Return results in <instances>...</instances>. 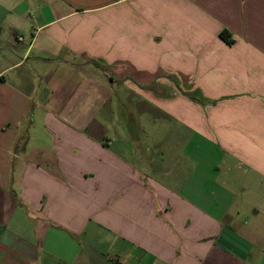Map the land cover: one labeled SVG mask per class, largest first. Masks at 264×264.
Returning a JSON list of instances; mask_svg holds the SVG:
<instances>
[{
    "label": "crops",
    "instance_id": "crops-1",
    "mask_svg": "<svg viewBox=\"0 0 264 264\" xmlns=\"http://www.w3.org/2000/svg\"><path fill=\"white\" fill-rule=\"evenodd\" d=\"M0 264H264V0H0Z\"/></svg>",
    "mask_w": 264,
    "mask_h": 264
},
{
    "label": "rangeland",
    "instance_id": "rangeland-1",
    "mask_svg": "<svg viewBox=\"0 0 264 264\" xmlns=\"http://www.w3.org/2000/svg\"><path fill=\"white\" fill-rule=\"evenodd\" d=\"M185 37H170L167 36V39L163 42V44H161L160 46H155L153 47V45H151V54L148 55V63L150 64V68L152 67V61L154 60V58L156 57V63H160L162 68L158 71L161 76L163 77V79H160L158 82L159 83H163L165 84L163 86L164 89V95L167 96L168 99H173L174 97L172 96L171 92H170V88L167 87V82L168 83H178V80L174 77V73H176V71H178V68L174 67L177 65V63H179V58L180 55L177 54V51H180L181 49V44L180 41H182ZM185 46V45H183ZM183 52V50H182ZM184 53V52H183ZM146 57H144V60L146 62ZM151 62V63H150ZM188 74H190V70L186 71ZM215 80V79H212ZM166 82V83H164ZM135 91H134V101L141 99V95H146L147 98H149V100H155V97L158 96L157 93L155 92V88L152 86V84L148 85V86H135L134 87ZM139 90H141L140 92H138ZM137 91V92H136ZM147 91V92H144ZM143 92V93H141ZM187 96H189L187 94ZM191 98V97H189ZM192 101L196 100V98H191ZM197 100H200L197 97ZM202 103V102H199ZM112 111L114 112V118L112 117L110 119V124L111 126L115 127L117 125L120 126L122 124H125L131 128L134 129L135 133H141L140 126H143L144 128L146 127V129L152 133L154 131H157V128H168L172 125V123H175V119L171 116L168 115L166 118L163 117L162 115L160 117L157 116V109L158 107L149 101V106L150 108L146 111H142L139 108V104H137L136 102H112ZM130 105V107H129ZM189 105V104H188ZM190 106V105H189ZM186 106L184 104V106L181 109H186V112L189 111L190 107ZM168 110H172L174 111L173 107H168ZM131 113V114H130ZM130 115H132V118L130 117ZM113 116V115H112ZM143 118V122H140L139 119ZM139 121V122H138ZM37 127V131L40 129V125L39 123H36ZM166 130V129H165ZM150 135V134H149ZM141 136V135H140ZM139 136V137H140ZM154 136V135H153ZM156 136V135H155ZM166 136V135H164ZM142 137V136H141ZM147 140V138H144Z\"/></svg>",
    "mask_w": 264,
    "mask_h": 264
},
{
    "label": "trees",
    "instance_id": "trees-1",
    "mask_svg": "<svg viewBox=\"0 0 264 264\" xmlns=\"http://www.w3.org/2000/svg\"><path fill=\"white\" fill-rule=\"evenodd\" d=\"M219 36L224 40L226 41L227 43H231L232 41L229 40V34L227 32V30H222L220 33H219Z\"/></svg>",
    "mask_w": 264,
    "mask_h": 264
}]
</instances>
